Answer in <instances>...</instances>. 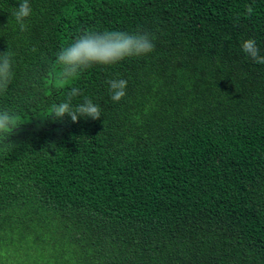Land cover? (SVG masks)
I'll use <instances>...</instances> for the list:
<instances>
[{
	"label": "trees",
	"instance_id": "16d2710c",
	"mask_svg": "<svg viewBox=\"0 0 264 264\" xmlns=\"http://www.w3.org/2000/svg\"><path fill=\"white\" fill-rule=\"evenodd\" d=\"M21 2L0 0V264H264V64L241 48L264 55V0H29L26 31ZM105 30L154 51L63 80L57 54ZM72 87L98 120L48 116Z\"/></svg>",
	"mask_w": 264,
	"mask_h": 264
},
{
	"label": "clouds",
	"instance_id": "9594fccd",
	"mask_svg": "<svg viewBox=\"0 0 264 264\" xmlns=\"http://www.w3.org/2000/svg\"><path fill=\"white\" fill-rule=\"evenodd\" d=\"M253 11L251 5L247 6L246 15L250 16ZM31 14L29 0H22L17 10L12 13L21 31L27 30L26 20ZM154 48L153 37L147 32L86 31L57 54L56 65L60 68L62 79L70 81L94 65H113L127 58L146 56L153 52ZM241 48L252 61L264 64V55L260 54L254 39L243 41ZM13 76L12 54L8 51L0 53V93L7 91ZM106 83L111 100L119 103L126 96L128 81L111 78ZM81 95L80 88L72 87L63 102L52 106L48 116L53 120H62L67 115L72 122H78L81 117L98 120L102 115L101 108L91 98L84 97L82 102L73 104V100ZM19 125L16 115L7 109L0 110V137L11 135Z\"/></svg>",
	"mask_w": 264,
	"mask_h": 264
}]
</instances>
